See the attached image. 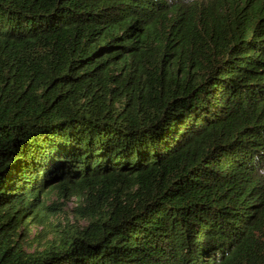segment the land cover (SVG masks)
Returning <instances> with one entry per match:
<instances>
[{"label":"trees","instance_id":"obj_1","mask_svg":"<svg viewBox=\"0 0 264 264\" xmlns=\"http://www.w3.org/2000/svg\"><path fill=\"white\" fill-rule=\"evenodd\" d=\"M0 264H264V0H0Z\"/></svg>","mask_w":264,"mask_h":264},{"label":"rangeland","instance_id":"obj_2","mask_svg":"<svg viewBox=\"0 0 264 264\" xmlns=\"http://www.w3.org/2000/svg\"><path fill=\"white\" fill-rule=\"evenodd\" d=\"M48 191L42 196L45 208L34 218L29 212L16 232L26 252L40 250L53 235L70 225L81 227L86 223L78 213L80 200L76 196L69 198L57 187Z\"/></svg>","mask_w":264,"mask_h":264}]
</instances>
